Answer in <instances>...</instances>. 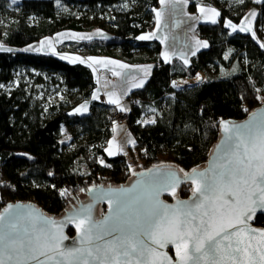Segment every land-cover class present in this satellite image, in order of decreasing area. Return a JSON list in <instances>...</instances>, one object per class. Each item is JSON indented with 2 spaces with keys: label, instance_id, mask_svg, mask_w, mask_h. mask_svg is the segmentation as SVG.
Here are the masks:
<instances>
[{
  "label": "trees",
  "instance_id": "obj_1",
  "mask_svg": "<svg viewBox=\"0 0 264 264\" xmlns=\"http://www.w3.org/2000/svg\"><path fill=\"white\" fill-rule=\"evenodd\" d=\"M203 1L215 2L220 18L216 23L197 26L199 37L208 46L185 64L178 59L164 62L158 40L139 39L153 27L152 9L159 0H0V45L10 49L0 51V86L15 78L17 68L27 67L44 73L52 83L76 91L80 102L89 99L98 83L88 64L19 50L64 30L104 29L105 22L111 25L107 37L67 42L61 48L155 63L145 86L131 93L132 107L125 113L94 100L86 114H73L77 105L68 102L69 108L53 105L44 114L24 85L10 93L0 87V209L9 202L32 201L51 215H61L93 186L129 182L136 171L127 157H108L104 151L116 113L126 116L125 125L136 139L142 166L137 172L173 164L187 173L206 165L219 139L221 120H244L261 106L257 97L264 98V45L249 33L230 32L224 22L228 17L240 20L253 0L232 1L230 5L227 0ZM258 6L260 36L264 0ZM76 7L96 17L85 22L73 14ZM101 12L107 21L98 18ZM199 72L207 75L205 82L178 85V80L192 79ZM41 75L37 82L47 83ZM150 109L156 111V119L142 125V117ZM63 126L84 133L88 141L72 152L65 151L58 137ZM99 153L105 165L97 163ZM191 189L190 183L184 184L178 197H188ZM100 208L105 211L104 206ZM254 225L264 228V215H258ZM67 233L73 236L75 230L69 228Z\"/></svg>",
  "mask_w": 264,
  "mask_h": 264
},
{
  "label": "snow or ice",
  "instance_id": "obj_2",
  "mask_svg": "<svg viewBox=\"0 0 264 264\" xmlns=\"http://www.w3.org/2000/svg\"><path fill=\"white\" fill-rule=\"evenodd\" d=\"M160 2L167 6L169 3H185L186 0ZM12 3H16V0H12ZM212 11L215 12L214 9ZM215 14L220 15L219 12ZM160 17L161 13L157 12V18ZM211 22L216 23V20L212 19ZM229 25L235 30L230 21ZM152 38H156L154 34ZM139 39L149 37L142 35ZM165 60H168L167 53ZM136 86L142 87L143 82ZM112 95L109 94L108 102L119 105V100H113ZM257 99L264 100L262 97ZM224 132L228 135L218 149L221 155H218L213 167L204 171L193 169L191 174L184 173L185 181H191L194 185L191 201L178 200L174 208L162 204L158 199L160 193L170 191L175 196L180 176L176 170L159 171L146 184L147 188L155 189L147 193L151 207L134 220L126 222V229L108 230L109 235L113 230L123 234L106 241L104 245L93 244L94 240H103L104 236L94 235L93 230L98 225L92 222L90 212L79 217L76 225L81 230V245L88 244L89 247L64 249L62 242L67 237L59 229V234L49 233L42 238L39 233L30 235L29 229L19 223L25 216L43 224H55V221L33 216L31 212L18 211L11 215L13 205H8L0 213V224L6 226V231L0 234V245L4 249L0 264H6L4 256L10 264H88L86 259L81 260L85 255L93 257L99 264H153V245L163 248L168 243L176 248V264H264V239L260 246L252 243L253 234L257 232L264 238V230L249 225L257 210L264 214V114L259 118L254 114L253 120L244 126L225 122ZM117 148L118 151L123 150L119 145ZM107 151L109 155L114 154L111 149ZM131 192L132 189H128L111 194L109 202L115 200L117 212ZM133 199L139 202L140 197ZM77 218L72 216L69 220L75 221ZM166 259L168 264H172L171 258Z\"/></svg>",
  "mask_w": 264,
  "mask_h": 264
},
{
  "label": "rangeland",
  "instance_id": "obj_3",
  "mask_svg": "<svg viewBox=\"0 0 264 264\" xmlns=\"http://www.w3.org/2000/svg\"><path fill=\"white\" fill-rule=\"evenodd\" d=\"M9 1L12 3V0ZM18 1L19 0H16V3ZM227 1V4L230 5L232 1L237 0ZM193 2L195 4L192 6ZM260 2H262V0H259V2L258 0H253L252 6L248 8L247 12L240 18V20H234L228 17L224 22L230 32L249 33L264 45V24L260 27V36L257 31V18L260 12L258 4ZM72 9L73 14L77 15V18L84 19L85 22H87V20L91 22L96 17V14L93 12L86 13L78 7ZM201 9H203V11H201ZM213 9L215 12L212 11ZM157 12L161 13L159 19L157 18ZM216 12H219L220 14V8L215 2L186 0L185 3H177L174 5L169 3L165 6V4H162L159 0L158 6H155L152 9L153 27L140 34L139 37L144 35L149 37V39L145 40H158L162 46L160 58L164 62H173L178 59L183 63H185L186 60L187 63L185 64H189L194 54L208 46V42L199 37L197 26L200 23H212V19H215L216 22H218L220 15L217 16L215 14ZM97 16L100 20H108L106 14L102 12ZM229 21L231 22V25L235 26V30L229 25ZM105 23L104 29L95 28L93 30L84 31L64 30L53 36H45L36 42L40 47L39 54H51L59 58L64 57L63 60L65 61L71 63H85L92 67L98 86L89 99L80 102L76 91H69L59 84L52 83L50 82L49 77L44 73L42 76L38 70L27 67L17 68L15 71V78L10 83L4 84L2 89L5 92L10 93L13 89L24 85L27 93L33 96L34 99L41 104L44 114H46L48 108L53 105H58L63 109L65 107L69 108L70 106H67V102L72 105H77L72 110L73 114H86L94 100H100L109 105L116 106L119 109L118 112H128L132 107L130 100L131 93L145 86L152 73L155 64L154 61L145 60L140 62H130L112 54L89 53L87 51L73 52L61 48L67 42H83L107 37L109 34L108 31L111 30V25L107 22ZM153 34L156 38H152ZM36 49L37 46L35 43L25 48L27 52H33ZM68 49H71L70 46ZM6 50L10 49L4 48V46L0 45V51ZM165 53H167L168 56L167 61L165 60ZM110 61H115L116 63H110ZM121 65H125L126 67H121ZM100 71H104L105 73L99 75ZM114 73H120V75H115ZM39 75L45 77L47 83L44 84L37 82V76ZM186 80H190V78L179 80V82H181L182 85L201 84L207 80V75L204 73V76L202 75L200 81H198L199 83L187 82ZM141 82H143V86L137 87L136 85ZM110 93L114 94L112 95L113 100H119V105L108 102ZM94 97L97 98L94 99ZM82 105L85 106L86 110L85 108H81ZM78 108H80L81 111L77 112L76 109ZM121 108H124L125 110L121 111ZM142 118V125L155 121L156 111L150 109ZM58 137L60 141L65 144L64 150L69 152L80 148L88 141V136L84 133L79 134L67 126L61 128ZM132 141L135 143L133 144ZM135 144L136 139L128 127L121 121L113 119L111 133L108 136L105 147V154L108 157L125 155L129 160L131 168L134 172H137L142 166L139 161L138 150L136 149ZM118 145L122 147V151H118ZM107 149H111L114 154L109 155ZM81 158H83V155ZM97 163L100 165L106 164L100 153L97 155ZM82 170H87L85 164L82 165ZM86 199L87 195L85 192L81 195V200ZM102 214L103 211L100 215Z\"/></svg>",
  "mask_w": 264,
  "mask_h": 264
},
{
  "label": "water",
  "instance_id": "obj_4",
  "mask_svg": "<svg viewBox=\"0 0 264 264\" xmlns=\"http://www.w3.org/2000/svg\"><path fill=\"white\" fill-rule=\"evenodd\" d=\"M20 52H27L25 49L19 50ZM256 115L257 118L260 117L261 114H264V105L258 107L255 109L252 113L248 115V117L244 120L237 121L234 119H224L220 122V136L218 141L213 146L212 152L207 160V163L205 166L201 168H197V171H204L211 169L213 167V164L216 162L218 155H221V153L218 151L220 147L224 144V141L226 139V134L224 132V123L227 122L230 125H240L244 126L251 122L253 120V115ZM176 170L180 176V183L175 189V196L170 194V191L162 192L160 193L158 199L162 204L175 207L177 205V201H191L192 198V191L186 198H179L178 193L179 190L182 188V186L186 183H190L191 181H185L184 179V172L180 171L181 169L173 164H159L154 165L148 169L136 172L133 176V178L124 184L120 185H97L89 188L86 191L87 199L86 200H79L76 204H73L69 209L65 210L61 215H51L46 212L41 206L36 204L35 202L28 201V202H9L7 203L3 208L0 209V213H3L8 205H13V213L11 215H15L16 212H31L33 216H42L48 218L50 221H55V224H43L39 221H34L30 217H23L19 220V223L23 227H27L29 229V234L34 235L36 233H39L41 237L43 238L46 234L49 233H57V230L59 229L62 232V235L64 237H67V239L63 240L62 247L64 249H71V248H80L89 247L88 244L81 245V230L77 228V223L79 222V217H82L87 214V212L91 213V219L92 222L98 225L97 228H95L94 235L100 234L104 236L103 240H94L93 244H100L104 245L106 241L113 240L115 236L122 235L123 233L112 231V234H108V230L116 229V228H127V223L136 218L137 215L146 212L151 207V201L148 198L147 193L148 192H154V188H147L146 184L148 181H150L154 176L158 174L159 171H165V170ZM144 175H141V174ZM188 174H191L190 172H187ZM138 181H143L145 183L138 184ZM192 188H194V185H192ZM132 189V192L129 194V197L125 199L124 204L119 209V212H117V207L115 200L112 199V202L110 203L111 194H115L117 192H122L124 190ZM134 197H140L139 202H137ZM169 198V200L167 199ZM89 206H91L89 208ZM104 206L105 211L102 215L100 213L102 212L101 208ZM258 215H264L259 210L256 211L254 217L249 221L250 227L257 229V230H264L262 227H256L254 225L255 219ZM76 216L78 217L75 221L69 220V217ZM107 218V219H106ZM7 220V216H6ZM69 228H73L75 230V234L73 236H70L67 232ZM43 230V231H41ZM6 231L5 224H0V234L4 233ZM264 238H261L257 233L253 234L252 243L254 246H260L261 240ZM155 248V253H153L151 259L153 261V264H168V261L166 257L171 258L172 264H176L177 261V255H176V248L173 244L168 243L165 247L161 248L159 245H153ZM3 246L0 245V255H3ZM4 259L6 261V264H10V262L7 261V257L4 256ZM87 260L88 264H99L97 260H95L93 257H88L87 255L81 257V260ZM11 264H14V262H11Z\"/></svg>",
  "mask_w": 264,
  "mask_h": 264
},
{
  "label": "built area",
  "instance_id": "obj_5",
  "mask_svg": "<svg viewBox=\"0 0 264 264\" xmlns=\"http://www.w3.org/2000/svg\"><path fill=\"white\" fill-rule=\"evenodd\" d=\"M104 73H105L104 71H100L99 75H103ZM132 101H135V99H132ZM260 102H261V106L264 105V100L260 99ZM114 119L118 120V121H121L124 124L126 123V116L124 114H122V113H116L115 116H114ZM101 145H103V144H101Z\"/></svg>",
  "mask_w": 264,
  "mask_h": 264
},
{
  "label": "bare ground",
  "instance_id": "obj_6",
  "mask_svg": "<svg viewBox=\"0 0 264 264\" xmlns=\"http://www.w3.org/2000/svg\"><path fill=\"white\" fill-rule=\"evenodd\" d=\"M201 77H202V74L196 76V77L193 78V79L186 80V81H187V82H192V83H197L198 81H200V78H201ZM198 83H199V82H198ZM178 85H182L181 82H179V80H178Z\"/></svg>",
  "mask_w": 264,
  "mask_h": 264
},
{
  "label": "crops",
  "instance_id": "obj_7",
  "mask_svg": "<svg viewBox=\"0 0 264 264\" xmlns=\"http://www.w3.org/2000/svg\"><path fill=\"white\" fill-rule=\"evenodd\" d=\"M35 45L37 46V49L36 50H34L32 53H36V54H39V49H40V47H39V45L37 44V43H35ZM200 74H202L203 76H204V72H199L196 76H198V75H200ZM195 76V77H196ZM194 77V78H195ZM193 79V78H192ZM205 79V78H204ZM202 82V81H201ZM106 103V102H105ZM119 110V109H118ZM125 125V124H124ZM105 151V150H104Z\"/></svg>",
  "mask_w": 264,
  "mask_h": 264
}]
</instances>
